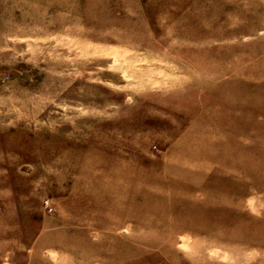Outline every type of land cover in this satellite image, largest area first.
I'll list each match as a JSON object with an SVG mask.
<instances>
[{"label":"rangeland","instance_id":"1","mask_svg":"<svg viewBox=\"0 0 264 264\" xmlns=\"http://www.w3.org/2000/svg\"><path fill=\"white\" fill-rule=\"evenodd\" d=\"M0 264H264V0H0Z\"/></svg>","mask_w":264,"mask_h":264}]
</instances>
